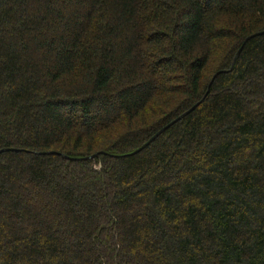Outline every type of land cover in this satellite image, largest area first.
I'll use <instances>...</instances> for the list:
<instances>
[{
	"label": "trees",
	"instance_id": "16d2710c",
	"mask_svg": "<svg viewBox=\"0 0 264 264\" xmlns=\"http://www.w3.org/2000/svg\"><path fill=\"white\" fill-rule=\"evenodd\" d=\"M3 149L0 264H264V0H0Z\"/></svg>",
	"mask_w": 264,
	"mask_h": 264
},
{
	"label": "water",
	"instance_id": "95a60500",
	"mask_svg": "<svg viewBox=\"0 0 264 264\" xmlns=\"http://www.w3.org/2000/svg\"><path fill=\"white\" fill-rule=\"evenodd\" d=\"M256 36V35H255ZM240 52L237 54L233 66L235 65L238 57H239ZM199 104L195 105V107H193L192 109H190L189 111L185 112L184 114H182L180 117H178L176 120H174L173 122H171L170 124H168L167 126H165L164 128H162L158 133H156L147 143H145L142 147H140L139 149H137L136 151H134L132 153V155L138 154L141 151H143L146 147H148L151 143H153L161 134H163L167 129H169L173 124H175L176 122L180 121L182 118H184L185 116H187L188 114H190L193 110H195V108H197ZM17 152V149H3L0 150V154L4 153V152ZM46 154H55V155H59L60 153L57 152H50V153H46ZM63 157H66L64 155H61ZM98 155H93L91 157H87L86 159H72V160H94Z\"/></svg>",
	"mask_w": 264,
	"mask_h": 264
}]
</instances>
